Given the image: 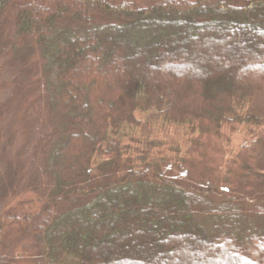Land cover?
I'll return each mask as SVG.
<instances>
[{
	"label": "trees",
	"instance_id": "16d2710c",
	"mask_svg": "<svg viewBox=\"0 0 264 264\" xmlns=\"http://www.w3.org/2000/svg\"><path fill=\"white\" fill-rule=\"evenodd\" d=\"M4 26L41 208L0 198V264H264V0H0Z\"/></svg>",
	"mask_w": 264,
	"mask_h": 264
},
{
	"label": "rangeland",
	"instance_id": "374dc122",
	"mask_svg": "<svg viewBox=\"0 0 264 264\" xmlns=\"http://www.w3.org/2000/svg\"><path fill=\"white\" fill-rule=\"evenodd\" d=\"M113 1L119 3L123 0ZM136 1L140 4H150L157 0ZM5 34L6 26L0 31V44H5ZM210 42L209 47L211 48L215 45V41L211 40ZM22 55L23 52H17L10 46L0 49V198L10 199L11 202L7 208L12 212L33 213L41 208L40 196L34 189L36 180L31 179L27 183L22 181L24 180L23 171L26 170L27 166L24 164L20 153L28 138L29 124L26 110L32 100L30 97L31 88L37 77L33 72L34 66L27 62ZM130 62L131 64L134 63L131 60ZM32 153L33 155L29 156L31 161L29 164L32 167L35 163L34 167L36 168H32V173L33 177H37V171L41 170L40 168L37 169V166L41 167L39 165L42 158H40L37 150L34 149ZM33 156L37 158L35 161L32 159ZM70 160H74L73 156ZM173 176L185 181L184 172L181 168L177 167L173 171ZM240 203L246 215L250 216L251 219L255 217L252 210L250 211L249 199L241 200ZM20 245L18 244L17 249H20ZM195 252L196 250L193 253L194 256ZM193 254H190L192 255V257L190 256L191 261L196 258ZM28 257L30 256L27 254H21V258L16 255V260L14 259L8 264H31Z\"/></svg>",
	"mask_w": 264,
	"mask_h": 264
}]
</instances>
